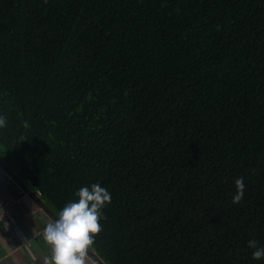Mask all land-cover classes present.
Listing matches in <instances>:
<instances>
[{"label": "trees", "instance_id": "1", "mask_svg": "<svg viewBox=\"0 0 264 264\" xmlns=\"http://www.w3.org/2000/svg\"><path fill=\"white\" fill-rule=\"evenodd\" d=\"M0 115L58 218L111 194L105 264H264V0H0Z\"/></svg>", "mask_w": 264, "mask_h": 264}, {"label": "clouds", "instance_id": "2", "mask_svg": "<svg viewBox=\"0 0 264 264\" xmlns=\"http://www.w3.org/2000/svg\"><path fill=\"white\" fill-rule=\"evenodd\" d=\"M6 118L0 115V128L6 126ZM236 194L233 203H240L244 196V179L235 181ZM78 200L69 202L59 213V218L49 221L43 231L44 240L51 245L52 255L45 259V264H87L91 260L89 249L94 243V236L102 231L99 223L101 210L111 202V194L99 183L90 187H81L76 193ZM3 210L0 209V221ZM7 224H4V227ZM254 260L264 258V247H258L255 239L248 241Z\"/></svg>", "mask_w": 264, "mask_h": 264}, {"label": "crops", "instance_id": "3", "mask_svg": "<svg viewBox=\"0 0 264 264\" xmlns=\"http://www.w3.org/2000/svg\"><path fill=\"white\" fill-rule=\"evenodd\" d=\"M10 179L11 176L0 168V209L3 210L0 264H45V259L50 258L52 252L51 245L44 240L43 231L52 219L36 199L21 195ZM5 223L7 227H4ZM89 252L92 253L91 262L87 264H96L94 257L99 258L91 250Z\"/></svg>", "mask_w": 264, "mask_h": 264}, {"label": "water", "instance_id": "4", "mask_svg": "<svg viewBox=\"0 0 264 264\" xmlns=\"http://www.w3.org/2000/svg\"><path fill=\"white\" fill-rule=\"evenodd\" d=\"M0 168H2V170H4L7 174H9L11 176V178L26 192L28 193L29 196H31L32 198L36 199L38 205L40 206V208L48 215V217L52 220H56L58 219V217L47 207H45L43 205V203L39 200V198H37L32 192H30V190L26 187V185H24L19 179L18 177L13 174V172L8 169V167L0 160ZM89 255H92L91 252H89ZM95 262L96 264H102L101 261L97 258H95Z\"/></svg>", "mask_w": 264, "mask_h": 264}, {"label": "built area", "instance_id": "5", "mask_svg": "<svg viewBox=\"0 0 264 264\" xmlns=\"http://www.w3.org/2000/svg\"><path fill=\"white\" fill-rule=\"evenodd\" d=\"M10 183L13 184V186L19 191L21 195L29 196L28 193H26L19 185L13 183V181L10 179ZM39 195V194H38ZM91 262V261H90Z\"/></svg>", "mask_w": 264, "mask_h": 264}]
</instances>
